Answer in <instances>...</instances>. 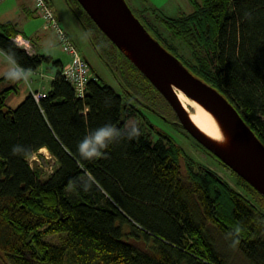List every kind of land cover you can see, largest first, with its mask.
<instances>
[{
	"label": "trees",
	"instance_id": "obj_1",
	"mask_svg": "<svg viewBox=\"0 0 264 264\" xmlns=\"http://www.w3.org/2000/svg\"><path fill=\"white\" fill-rule=\"evenodd\" d=\"M188 1L190 10L175 17L135 15L193 74L225 95L264 143V0ZM18 34L26 37L16 21L0 20V50L26 70L51 61L55 71L38 101L29 91L16 106L7 105L17 81L0 90V249L11 264H229L230 247L249 264H264L263 210L171 135L160 131L152 140L138 127L139 135L129 139L127 120L141 113V105L129 102L132 91L123 101L94 73L79 97L61 72V59L28 52L15 42ZM118 50L130 83L144 96L139 81L158 94ZM3 80L11 81L2 74ZM146 98L137 99L153 109ZM106 123L121 135L100 158L83 159L79 142ZM15 146L22 151L14 154ZM42 147L56 161L46 178L29 161ZM236 175L264 204V195Z\"/></svg>",
	"mask_w": 264,
	"mask_h": 264
},
{
	"label": "rangeland",
	"instance_id": "obj_2",
	"mask_svg": "<svg viewBox=\"0 0 264 264\" xmlns=\"http://www.w3.org/2000/svg\"><path fill=\"white\" fill-rule=\"evenodd\" d=\"M21 1L22 0H0V19H11L17 22L23 35L27 37L29 52H37L40 55L50 56L51 60L61 59V61L66 62L69 57L61 46L56 43L57 41H55L52 29L46 27L44 25V19L34 14L32 10L29 11V9L26 8L27 11L22 13ZM126 2L133 12L139 14L140 17L144 14L152 18L156 15L175 17L190 10V3H184L182 0L178 2L176 0H126ZM48 3L55 10L59 22L68 33L76 49L90 63L93 69L91 70L92 75L93 71L99 74L115 89L122 97L123 101H126V94L130 91H132L137 98L140 97L141 99H145L147 96L146 99L149 100L153 109L140 106L141 104L138 101L130 99L140 106L141 113L138 112L131 115L127 120V124L138 125V127L144 133H147L152 140H156L159 137L160 131L171 135L182 145L192 158L217 172L231 186L241 192L259 209L264 211V204L260 196L256 193H252L249 188L243 186L239 182L236 173L231 168L224 165L216 156L199 145L193 137L176 127L175 123L169 122L168 116L171 117L169 115V110L167 109L166 103L160 98L157 92L151 87H146L142 81H139V83L143 84L145 87L146 96H144L137 85L130 83L127 64L120 51L114 44L110 43L104 33L98 29L86 11L82 9L75 0H48ZM188 5L189 7L186 8ZM65 6H68L67 8H69L71 13L66 11ZM147 15L145 16L147 17ZM67 18H72V23L74 21L75 27L73 25L71 26V29L74 31L69 29L65 20ZM155 18L152 19V21L156 23L157 20H155ZM158 30H160L161 35H165L161 28H158ZM168 39H170L169 36ZM108 42L111 44V47L108 45ZM177 51L184 56L187 55L186 49L180 44H177ZM7 62L4 54L0 53V76L9 68V63ZM54 71L55 67L51 61H42L34 71L28 69V81H17V84L10 90L6 97L7 105L11 107L16 106L30 90L48 89ZM10 84L8 80L1 81L0 90ZM11 85H14V83ZM36 86L37 89H34ZM187 108H189V105ZM161 112L164 114H161ZM38 151L41 152L42 155L35 152L29 157V161L31 165L34 166L36 164L39 166L41 168L40 177L46 178L52 173L56 166V161L54 157L51 156L48 149L42 150L40 148ZM34 160H36V163ZM48 238H50V236ZM51 239H54V241L56 240L55 236L51 237ZM228 251L229 264H249L243 259L244 257L237 247H230ZM0 263L11 264L1 249Z\"/></svg>",
	"mask_w": 264,
	"mask_h": 264
},
{
	"label": "water",
	"instance_id": "obj_3",
	"mask_svg": "<svg viewBox=\"0 0 264 264\" xmlns=\"http://www.w3.org/2000/svg\"><path fill=\"white\" fill-rule=\"evenodd\" d=\"M77 1L168 100L187 132L264 195V143L228 98L193 74L152 35L126 0ZM173 86L203 103L219 117L235 138L238 153L233 154L217 146L193 124Z\"/></svg>",
	"mask_w": 264,
	"mask_h": 264
},
{
	"label": "built area",
	"instance_id": "obj_4",
	"mask_svg": "<svg viewBox=\"0 0 264 264\" xmlns=\"http://www.w3.org/2000/svg\"><path fill=\"white\" fill-rule=\"evenodd\" d=\"M31 5L35 12L44 19L45 25L53 29L57 44L68 55L69 59L63 64L61 72L72 84L75 94L83 97L86 92L87 81L92 77L89 63L76 49L47 0H31ZM15 41L24 44L23 40H20L18 36L15 37ZM31 94L38 101L46 94V90H31Z\"/></svg>",
	"mask_w": 264,
	"mask_h": 264
},
{
	"label": "clouds",
	"instance_id": "obj_5",
	"mask_svg": "<svg viewBox=\"0 0 264 264\" xmlns=\"http://www.w3.org/2000/svg\"><path fill=\"white\" fill-rule=\"evenodd\" d=\"M9 68L4 75L11 81L24 80L28 81V72L26 69L18 65L15 59L11 56L8 57ZM127 137L133 139L139 135L138 125L133 124L128 128ZM120 132L114 128L110 123H106L102 127L95 130L91 135L86 134L79 142L77 150L80 156L85 160L98 159L104 154L106 149L113 141L119 136ZM103 150V151H102ZM22 151L19 146L13 148V153ZM87 190V186H85Z\"/></svg>",
	"mask_w": 264,
	"mask_h": 264
},
{
	"label": "bare ground",
	"instance_id": "obj_6",
	"mask_svg": "<svg viewBox=\"0 0 264 264\" xmlns=\"http://www.w3.org/2000/svg\"><path fill=\"white\" fill-rule=\"evenodd\" d=\"M123 49L127 51L125 48ZM173 88L181 104L187 110L189 119L207 138L230 153L235 154L239 152V146L235 138L211 109L197 99L187 96L176 86H173ZM188 105L189 108H187ZM41 149L47 150L46 147H42Z\"/></svg>",
	"mask_w": 264,
	"mask_h": 264
},
{
	"label": "flooded vegetation",
	"instance_id": "obj_7",
	"mask_svg": "<svg viewBox=\"0 0 264 264\" xmlns=\"http://www.w3.org/2000/svg\"><path fill=\"white\" fill-rule=\"evenodd\" d=\"M146 85V84H145ZM147 86V85H146ZM159 96H160V98H162L163 100H164V102L166 103V106H167V109L169 110V115L171 116V117H169L168 115V118H169V122H171V123H175V125H176V127H178L179 129H181V130H186L183 126H182V124L179 122V119H178V117H177V114H176V112H175V110H174V108L172 107V105L168 102V100L161 94V92L159 91ZM132 95L135 97V95L134 94H132V93H130V98L132 97ZM135 99L141 104V106H144L145 107V105H147V103H146V101H141L140 99H137V97H135ZM135 99H133V100H135ZM129 102H130V104L131 105H134V106H138V104H135L133 101H131V100H129ZM158 111V110H157ZM163 112H161V114H162ZM164 114V113H163ZM187 131V130H186ZM189 134V133H188ZM190 135V134H189Z\"/></svg>",
	"mask_w": 264,
	"mask_h": 264
},
{
	"label": "crops",
	"instance_id": "obj_8",
	"mask_svg": "<svg viewBox=\"0 0 264 264\" xmlns=\"http://www.w3.org/2000/svg\"><path fill=\"white\" fill-rule=\"evenodd\" d=\"M177 2L179 1V0H176ZM184 3H189V1L188 0H182ZM21 10H22V13H24V12H26L27 10H26V8L27 9H29V11L30 10H32V8H31V4H30V0H22L21 2ZM186 4V5H187ZM67 5V4H66ZM68 6H65V9H66V11L68 12L69 11V8H67ZM189 7V5L186 7V8H188ZM32 12L34 13V11L32 10ZM68 13H71L70 11L68 12ZM27 14H28V12H27ZM35 14V13H34ZM37 15V14H36ZM0 20H2V19H0ZM5 20V19H4ZM66 20V22H67V24H68V26H69V29H71V26L73 25L74 27H75V24H74V21H73V23H72V18H67V19H65ZM61 24V23H60ZM71 30H73V29H71ZM74 31V30H73ZM54 34V33H53ZM20 36H22L21 34H20ZM54 38H55V41H56V36H55V34H54ZM57 43V42H56ZM28 49V48H27ZM28 52H29V49H28ZM0 53H3L4 54V56L6 57V61H8V55L7 54H5L2 50H0ZM63 62V64L64 63H66L65 61H62ZM8 63V62H7ZM6 70H8V69H6ZM35 70V69H34ZM34 70H32V71H34ZM6 72V71H5ZM16 82V81H15ZM15 82H13V81H10V83L12 84V83H15ZM10 84V85H11ZM9 85V86H10ZM34 89H37V86L34 88Z\"/></svg>",
	"mask_w": 264,
	"mask_h": 264
}]
</instances>
